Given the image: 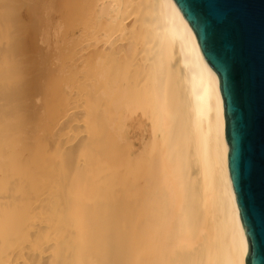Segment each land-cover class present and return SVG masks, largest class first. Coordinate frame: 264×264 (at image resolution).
Here are the masks:
<instances>
[{"label":"bare ground","instance_id":"bare-ground-1","mask_svg":"<svg viewBox=\"0 0 264 264\" xmlns=\"http://www.w3.org/2000/svg\"><path fill=\"white\" fill-rule=\"evenodd\" d=\"M59 5L66 97L51 56L38 109L6 103L0 61V264H247L219 79L175 2Z\"/></svg>","mask_w":264,"mask_h":264},{"label":"water","instance_id":"water-1","mask_svg":"<svg viewBox=\"0 0 264 264\" xmlns=\"http://www.w3.org/2000/svg\"><path fill=\"white\" fill-rule=\"evenodd\" d=\"M173 1L218 76L247 264H264V0Z\"/></svg>","mask_w":264,"mask_h":264},{"label":"rangeland","instance_id":"rangeland-1","mask_svg":"<svg viewBox=\"0 0 264 264\" xmlns=\"http://www.w3.org/2000/svg\"><path fill=\"white\" fill-rule=\"evenodd\" d=\"M52 3L54 4L55 8H54ZM55 4H57V5H55ZM44 5H45V7H44ZM59 6H60L59 5V0H0V24H4V23L9 24L8 29L0 30V38L2 36H5V35H6L5 37L8 38L7 39L8 40V44L5 45L6 47L4 46L0 50V59H2V58L4 59L5 57L6 58L4 60L2 59L0 61H6L7 62V59H8V62L9 61L13 62L12 60L14 59L16 62L14 61L13 63H11V66H9V70H10V68L13 69V70L11 69V71H10L11 74H13V75L15 74V72H18V74H15L16 78H17V75H19V77L17 78L18 81L15 79L16 82L14 81L11 84L10 88H9V93L10 94H8V95H10V96L6 100H3L6 103L10 102L11 99L14 97V98H17V101L20 100L19 102L21 104H23V101L26 102V103H24L25 106L27 108L31 109L32 112H35V110L38 109L37 108L38 107L37 101H38V99L40 97L42 98V95L45 94L43 92L47 88L46 87L47 84H45V81L47 83L50 81V80H48L50 76L49 75H45V74H46V72H48L47 74H49L50 69L52 71L53 68H50L51 67V63L49 64L48 62H50V60L53 59V58L55 59V61H54V59L51 60V61L55 62V64H54V62H52L53 65H55V67L53 65H52V67H54L55 70H56V68L58 69L57 66L59 64V74L63 71L62 72L63 74L61 73L59 75V76L62 75L60 77L61 79L59 78V81H60L59 82V84H60L59 88L61 87L60 90L62 91L60 93V90H59V95H61V96H59V98H60V100H62L64 97H66L65 93L67 91V89H66L67 88V85H66L67 82L63 83V81L64 80L67 81L69 79V77H70V75L67 76L68 75L67 73H68L69 69L72 67L71 66V60H69V62L67 60L68 59H72L71 57H72V55H74V48L73 49L72 48L68 49V48L72 47V45H73V43L70 41V39H71L70 37L72 36V34H74L76 32V29L66 28L67 29L66 30L64 28L63 31L60 33L61 36L57 35L59 33V30H58L59 29L58 28L59 27L58 26L59 25V20L65 19L67 17V15H68L67 14L68 10H70L68 7H64L62 9ZM60 8L62 9V11H60L61 10ZM65 13H66V16H64ZM4 14H6V15H4ZM88 14H89V12H88ZM63 16H64V18H62ZM60 17H61V19H60ZM74 24H75V22H73V27H74ZM44 25H45V27H44ZM54 26H55V30H57L58 33H56L57 31L55 32ZM56 27L58 29H56ZM67 27H69V26H67ZM51 29H53V30H51ZM49 30H51V31H49ZM49 32H52L53 35L51 33H49ZM55 37H56V39H55ZM60 37L62 38V40H61ZM57 38L59 40H57ZM49 39H50V41L51 40L52 41L49 42L48 41ZM50 43L53 44V45H51ZM51 48L55 49L54 50L55 52L58 50V52H56V53L53 52V54L51 53V55H48V54H50V52L53 51V49H52V51H50ZM48 50H49V52H47L48 54L45 53ZM68 50H71V52L68 51ZM66 52L68 54L70 52L71 56L68 55ZM45 54H47V55H45ZM63 54H65V55L63 56ZM47 56H48V58H46ZM49 56H50V58H49ZM51 56H53V58H51ZM67 56H70V57H67ZM56 59H58V60H56ZM62 59H63V62L65 64H63V62H61ZM43 60L46 61V62H43ZM47 60H48V62H47ZM60 62H61V64H60ZM47 63H48V65H47ZM8 64H10V63H8ZM13 64H14V68H13ZM44 64L46 66H43ZM67 64H69L71 67L69 68V66ZM16 67H18V68H16ZM60 68H63V69H60ZM66 68L68 69L67 73L65 71ZM18 69H19V71H17ZM47 69H49V70L47 71ZM55 70H54V72L52 71L53 73L51 74V77L55 73ZM19 72L20 73L22 72V73L19 74ZM64 74L68 78L65 79L64 76H63ZM39 75H41V77ZM22 76H25V77H22ZM46 76H48V78ZM39 78H45L47 80L43 79L44 80L43 81V80L40 79L41 81L40 80L38 81ZM63 78H64V80H63ZM39 83L44 85V86L39 85ZM23 84H24V86H23ZM61 84H62V86H61ZM63 84H65V85H63ZM34 85H37L39 87L38 88H36L37 86L33 87ZM17 87H19V88H17ZM21 87H23V88H21ZM62 87L64 88V90H63ZM32 88L34 90H32ZM47 89H46V91H47ZM17 91L20 92V94L22 93L21 96L24 97V98L25 97L27 98V96H28L27 101H26V98L24 100V98H22V97H20L18 99L20 94L17 93ZM23 91L27 94V96H24L26 94ZM34 91H36V92H34ZM39 91H41V92L43 91L42 93L40 92L41 95L39 94ZM64 91H65V93H64ZM32 92H34V93H32ZM37 94H38V96H37ZM8 99L10 101H8ZM29 100H30V102H29ZM60 100H59V102H60ZM27 104L29 106H27ZM101 104H103V102H101ZM93 106H94V103H93ZM101 121L99 122V124H100L99 125L100 126L99 127L100 128L99 131H101V128L104 127V125H102V124H104V121L103 122H101ZM107 142H108V140H107ZM110 142H111V146H112V144H113L112 140ZM118 143L121 145V142H118ZM113 145H114L113 147H115V145H116L117 148L115 147L114 149H112L113 147L111 148V146L108 145V153L111 156V158L108 157V159H111V160L107 159L108 163H110L108 165L114 164L118 157H122V155H120V154H122L123 152H121L120 150L123 149V148L118 150L119 146L117 145V143H115ZM123 146H125V145H123ZM116 149H117V151H116ZM110 150L111 151L115 150V151H113L114 153H111ZM152 151H153V148L149 152L150 156L152 154L151 153ZM118 153H119V155H118ZM149 154L147 155V157H149ZM112 158H113V160H112ZM114 159H115V161H114Z\"/></svg>","mask_w":264,"mask_h":264}]
</instances>
